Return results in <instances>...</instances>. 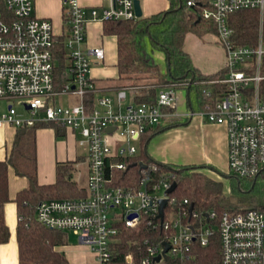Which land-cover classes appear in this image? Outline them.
<instances>
[{
  "label": "built area",
  "instance_id": "built-area-1",
  "mask_svg": "<svg viewBox=\"0 0 264 264\" xmlns=\"http://www.w3.org/2000/svg\"><path fill=\"white\" fill-rule=\"evenodd\" d=\"M104 1L106 6L86 10L78 0H62L66 30L59 39L50 18L33 12L34 0H0V99L9 100L0 121L69 126L78 131L87 157L85 193L40 198L33 217L47 228L74 231L87 251L86 264H189L196 247L213 236L219 255L213 264H264V207H197L178 193L177 183L167 191L173 169L139 155L141 135L178 114L173 85L158 88L152 100L137 101L127 97V86L106 93L93 81L90 65L104 54L101 45H85L86 22L138 17L133 0ZM202 2L199 15L213 21L212 36L224 50L214 79L219 90L211 102L184 114L224 124L228 170L252 179L264 169V0ZM249 9L257 11V39L237 43L230 16ZM58 53L64 79L57 85ZM62 96L75 100L63 103ZM134 167L135 174L123 179ZM161 198L166 201L159 215ZM130 228H144L145 234L124 249L120 234Z\"/></svg>",
  "mask_w": 264,
  "mask_h": 264
},
{
  "label": "trees",
  "instance_id": "trees-1",
  "mask_svg": "<svg viewBox=\"0 0 264 264\" xmlns=\"http://www.w3.org/2000/svg\"><path fill=\"white\" fill-rule=\"evenodd\" d=\"M202 6V0H195L193 5H187L186 0H169L164 10L148 16H138L135 20L102 21L104 31L115 35L117 80L122 86H127L135 100H152L158 88L170 84L185 89L187 107L191 110H198L212 101L219 90V82L214 79L220 76V70L201 72L192 64L190 53L183 47L186 32L201 37L214 30L213 21L199 15ZM262 20L264 34V15ZM230 21L237 43L253 44L256 41V9L239 10L230 16ZM156 51L162 55V65L156 58ZM60 59L55 69L57 85L64 79ZM36 127L37 123L19 127L8 155L0 160V242L9 235L3 218V203L9 199L6 171L10 164L16 174L26 175L28 179L24 189L14 196L18 214L21 215L16 226L18 264H65L63 253L54 248L56 244L64 243L65 232L39 224L33 217V209L40 198L67 197L77 192V187L71 178L69 163L68 171L63 169L67 163H57L54 182L38 184L34 144ZM146 137L142 136L139 155L148 159L143 147ZM160 163L175 171L178 193L190 198L197 207H212L215 210L223 207L227 210L264 207V169L252 179L234 176V181H229L230 190L253 193L244 202H240V198L237 202H229L221 192L220 182L213 181L197 169L202 164ZM135 170V167L127 169L123 179L130 178ZM143 234L144 228L122 230L121 247L126 249V242L137 241ZM218 259L217 236H213L208 244L196 247L195 257L189 264H213Z\"/></svg>",
  "mask_w": 264,
  "mask_h": 264
},
{
  "label": "crops",
  "instance_id": "crops-1",
  "mask_svg": "<svg viewBox=\"0 0 264 264\" xmlns=\"http://www.w3.org/2000/svg\"><path fill=\"white\" fill-rule=\"evenodd\" d=\"M78 1L86 10L92 6L100 8L107 4L104 0ZM168 3L169 0H139L141 16H148L151 13L164 10ZM62 6V0H34L33 8L36 15L50 18L59 39H62V33L66 30ZM102 23L101 20L97 19L86 22L85 45L98 44L102 46L103 60L91 63L90 76L95 84L102 88L103 92L111 93L114 88L122 85L118 83L117 68L115 66L117 59L115 35L109 32L106 33ZM188 33L186 32L184 37ZM210 33L212 35V31ZM183 47L185 48L184 44ZM59 56L62 63L63 59L61 55ZM221 64L222 62L219 68ZM176 96L178 95L176 94ZM127 97L135 100L131 97L129 89H127ZM59 99L63 103L75 100L67 96H62ZM178 105L179 96L175 107L178 114L169 115V117L164 118L155 125L153 129L141 135L139 154L142 147V136L145 135L147 137L144 140L143 147L145 155H148L149 159L167 164H202L216 169L228 168L225 125L207 122L195 113L185 116L184 112L189 109L186 98L182 108ZM18 128L9 122L0 121V160L8 155ZM78 138V131L69 126L54 124L53 122H37L34 144L38 184L54 182L57 163H69L71 178L75 181L77 187V192L69 194V196H81L85 193L87 157L85 148L77 143ZM69 164L65 165L63 169L68 171ZM6 174L9 199L3 203V218L9 235L5 241L0 242V264H18L16 233L18 209L14 196L19 190L24 189L28 179L26 175L16 174L10 164L7 166ZM61 231L65 232V241L56 244L54 248L63 253L64 260H66L65 264H86L87 251L83 245L79 244L78 238L77 243L68 244V232L66 230Z\"/></svg>",
  "mask_w": 264,
  "mask_h": 264
},
{
  "label": "rangeland",
  "instance_id": "rangeland-1",
  "mask_svg": "<svg viewBox=\"0 0 264 264\" xmlns=\"http://www.w3.org/2000/svg\"><path fill=\"white\" fill-rule=\"evenodd\" d=\"M185 48L190 53L191 61L194 66L201 72H211L219 68L220 63L223 60L224 50L222 46L214 40V36L211 33L203 34L201 37L197 36L189 32L186 34L184 42ZM159 51H156V58L158 59L159 63L162 65V58H159ZM162 56V55H160ZM119 83V81H118ZM175 93L179 96V107H183L185 104V89L182 87H175L173 86ZM10 101L16 104L15 98H12ZM9 100L0 99V113L5 112L7 109V103ZM16 107L18 105H15ZM20 106V105H19ZM21 109V106L20 108ZM200 167V168H199ZM197 167L199 171H201L204 175L211 178L213 181H219L221 185V192L225 197L226 201L237 202L240 198V202H244L246 198H249L250 194L253 193L252 191H246L244 193H240L237 189L230 190V182L234 181L233 173L228 170V168L216 169L212 168L208 165H202ZM230 181V182H229ZM247 194V195H246ZM222 209V208H221ZM223 209H225L223 207ZM67 243L68 244H75L77 243V235L74 231H67Z\"/></svg>",
  "mask_w": 264,
  "mask_h": 264
},
{
  "label": "water",
  "instance_id": "water-1",
  "mask_svg": "<svg viewBox=\"0 0 264 264\" xmlns=\"http://www.w3.org/2000/svg\"><path fill=\"white\" fill-rule=\"evenodd\" d=\"M133 9H135V14L137 16H141V9H140V5H139V0H133ZM111 129V128H110ZM176 185L175 180L171 181V186L167 189V191H171L172 188H174V186ZM166 199L161 198L160 199V204H159V209H158V213L159 215H161V208L164 205ZM191 206V205H190ZM167 247V243H165V247L164 249ZM156 259H158V256H155Z\"/></svg>",
  "mask_w": 264,
  "mask_h": 264
}]
</instances>
